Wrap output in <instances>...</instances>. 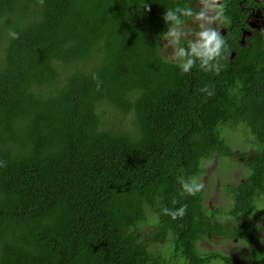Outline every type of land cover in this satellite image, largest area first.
<instances>
[{
  "label": "trees",
  "instance_id": "obj_1",
  "mask_svg": "<svg viewBox=\"0 0 264 264\" xmlns=\"http://www.w3.org/2000/svg\"><path fill=\"white\" fill-rule=\"evenodd\" d=\"M147 2L0 0V264H239L201 249L218 235L242 239L259 264L264 243L243 214L264 192V41L243 46L228 32L219 75L181 74L161 52L163 14L196 2ZM238 124L256 137L249 155L221 135ZM215 155L250 168L223 186L229 211L179 188ZM181 204L183 218L161 211ZM148 208L158 217L150 240L135 232ZM159 237L169 260L150 250Z\"/></svg>",
  "mask_w": 264,
  "mask_h": 264
},
{
  "label": "clouds",
  "instance_id": "obj_2",
  "mask_svg": "<svg viewBox=\"0 0 264 264\" xmlns=\"http://www.w3.org/2000/svg\"><path fill=\"white\" fill-rule=\"evenodd\" d=\"M148 7V2L145 0L144 10L147 11ZM228 7L229 0H199L198 9L188 4L181 6L177 3L164 11L163 21L166 30L161 33V40L165 42L163 44L165 50L171 49L168 59L176 62L181 74H189L194 68L215 75L221 73L224 68V64L221 61L225 58L229 48L226 36L222 34V29H226L230 23L227 15ZM188 20L196 22L197 28L195 30L186 27ZM10 35L16 38L17 33L12 32ZM97 87H99V83ZM200 91L212 95L208 85H205ZM235 157L242 160L240 155L232 156L231 158ZM178 183L181 194L186 196L195 197L205 188V184L196 175H181L178 177ZM226 195L229 197L227 193ZM205 207L214 211L220 210L218 207ZM187 208V204H181L178 208L165 207L161 211L164 215L176 220L183 218L187 214ZM257 209H264V205H257ZM229 210L230 208L227 211ZM232 219L231 226L221 223L230 231H232L235 224V219ZM219 237L227 238L230 236L218 235L217 239ZM260 259H264V256L260 257Z\"/></svg>",
  "mask_w": 264,
  "mask_h": 264
},
{
  "label": "rangeland",
  "instance_id": "obj_3",
  "mask_svg": "<svg viewBox=\"0 0 264 264\" xmlns=\"http://www.w3.org/2000/svg\"><path fill=\"white\" fill-rule=\"evenodd\" d=\"M187 28L195 30L197 28L196 22L193 20H188ZM162 42L161 52L165 59H168L171 53V49H164ZM172 61V60H170ZM105 104L99 106L100 113L107 112L105 109ZM116 112L114 109H111L107 113ZM129 116L124 117L120 124H129ZM221 135L225 138L227 144L236 152L243 155H249L254 151L256 137L248 131V129L243 124H238L234 127L225 126L221 130ZM255 139V140H254ZM250 157H247L249 160ZM238 157L235 158H225L223 156L216 155L212 160L205 161L202 163L204 168L203 174L198 176L202 182L205 184L204 188V204L207 207L220 208L221 211H227L232 204L230 197L226 195L223 191V186L229 185L232 182L241 180L244 176H247L250 173V168L242 164ZM260 200L257 205H264V192L259 195ZM264 211V209H257L255 206L252 211H256L257 216H261L259 211ZM158 217L157 214L151 209H147V219L143 222H140L138 229L135 231L136 234H141L143 239L150 240L155 236L157 229L155 224L157 223ZM233 219L224 214V219L222 224L231 226ZM140 227V230H139ZM199 245L203 246V251L211 252L217 251L225 254L232 255L235 257L239 264H249V253L246 250V247L243 245L241 240L235 239L233 237H219L218 239L205 238L203 243ZM172 244L170 243L169 237H159L158 241L152 242L151 251L160 253L164 258L169 260V255L171 253ZM264 256V253L263 255ZM170 264H182V260H172ZM210 264H224L218 260L212 261ZM259 264H264V259H260Z\"/></svg>",
  "mask_w": 264,
  "mask_h": 264
},
{
  "label": "flooded vegetation",
  "instance_id": "obj_4",
  "mask_svg": "<svg viewBox=\"0 0 264 264\" xmlns=\"http://www.w3.org/2000/svg\"><path fill=\"white\" fill-rule=\"evenodd\" d=\"M188 2H196L198 9L199 0ZM227 15L230 23L226 29H222V34L234 33L237 43L243 46L250 38L259 37L264 41V0H229ZM234 53L235 51H231V54ZM205 161L208 160H203L202 163ZM255 200L257 201V198ZM243 216L246 223L259 228L258 238L264 243V216L260 218L250 209H247Z\"/></svg>",
  "mask_w": 264,
  "mask_h": 264
},
{
  "label": "water",
  "instance_id": "obj_5",
  "mask_svg": "<svg viewBox=\"0 0 264 264\" xmlns=\"http://www.w3.org/2000/svg\"><path fill=\"white\" fill-rule=\"evenodd\" d=\"M223 32V31H222Z\"/></svg>",
  "mask_w": 264,
  "mask_h": 264
}]
</instances>
